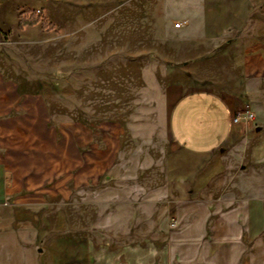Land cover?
I'll return each instance as SVG.
<instances>
[{"label":"crops","instance_id":"0c3cea01","mask_svg":"<svg viewBox=\"0 0 264 264\" xmlns=\"http://www.w3.org/2000/svg\"><path fill=\"white\" fill-rule=\"evenodd\" d=\"M108 1L85 17L66 14L68 56L105 49L108 27L121 21L124 30L111 34L128 40L122 35L138 24V0ZM187 1L180 15L162 11L167 30L194 41L195 53L209 47L212 57H228L229 75L214 88L171 85L172 149L161 180L148 176L145 187L120 175L121 120L63 115L46 91L55 81L44 82L36 66L10 63L56 57L59 42L40 24L19 29L22 5H0V264H25L26 251L59 226L64 211L95 202L156 210L146 231L162 233L161 246L152 235L146 247H162L167 264H264V0ZM147 5L153 13L154 0ZM26 7L52 23L65 17L56 5ZM87 34L98 37H81ZM118 216L114 232L135 233L125 241L139 248L138 216Z\"/></svg>","mask_w":264,"mask_h":264},{"label":"rangeland","instance_id":"374dc122","mask_svg":"<svg viewBox=\"0 0 264 264\" xmlns=\"http://www.w3.org/2000/svg\"><path fill=\"white\" fill-rule=\"evenodd\" d=\"M107 2L0 0L3 6L22 5L19 18H38L36 24H40L48 36L58 39L60 48L56 57L16 58L10 63L21 62L32 69L36 66L44 82L55 81L54 87L46 91L63 115L121 120L126 133L120 157V175L128 182L139 180L146 185L148 176L155 181L161 180V164L172 149L168 131V114L173 100L171 85L183 84V91L217 87L228 77L231 62L226 56L212 57L209 47L195 53L194 49H189L194 46V41L167 30L162 11L176 8L173 13L180 15L188 8L189 2L185 0H154L153 13L148 10L147 0H138V24H134L136 27L132 33L122 35L128 36V40H119L118 36L114 39L113 33H121L125 28L124 21H121L116 27H108L105 49H80L76 50L80 55L68 56L66 21L69 16L66 14L73 12L76 17H85L90 8L102 7ZM27 5H56L65 17H54L52 23L43 12L30 10ZM8 18L12 19L11 14ZM118 18L123 19L122 16ZM81 37L97 38L98 34ZM118 40L121 41L119 46L112 45ZM232 43L234 48H240L241 42ZM92 205L94 207L83 209L79 204L73 210L64 211V215L57 218L59 226L42 234L33 243V251H26L25 264H167L162 247H146L147 239L152 235H155L154 241L158 245L161 246L162 242V233L146 231L151 224L148 223L149 217L156 212L150 211L146 202H140L137 209L116 207L113 203L102 208L98 202ZM116 213L119 214V222L122 216H138L139 248L132 249L130 242L125 241L135 237V233L114 232ZM104 241L107 242L105 249L101 247Z\"/></svg>","mask_w":264,"mask_h":264},{"label":"trees","instance_id":"16d2710c","mask_svg":"<svg viewBox=\"0 0 264 264\" xmlns=\"http://www.w3.org/2000/svg\"><path fill=\"white\" fill-rule=\"evenodd\" d=\"M26 11V10H25ZM33 12V11H32ZM39 21L38 18L29 20V19H25L23 17L19 18V28H23L25 25H34Z\"/></svg>","mask_w":264,"mask_h":264},{"label":"built area","instance_id":"2783aa9c","mask_svg":"<svg viewBox=\"0 0 264 264\" xmlns=\"http://www.w3.org/2000/svg\"><path fill=\"white\" fill-rule=\"evenodd\" d=\"M180 22H176L175 24H174V26L175 27H179L180 26ZM247 116H248V118L250 119V120H253V114L251 113V112H247ZM235 120H237V118H235Z\"/></svg>","mask_w":264,"mask_h":264}]
</instances>
